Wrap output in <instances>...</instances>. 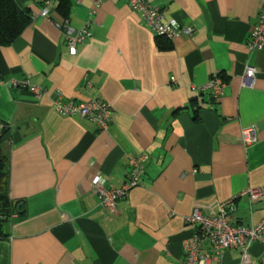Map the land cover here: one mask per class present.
Listing matches in <instances>:
<instances>
[{"label":"crops","instance_id":"crops-1","mask_svg":"<svg viewBox=\"0 0 264 264\" xmlns=\"http://www.w3.org/2000/svg\"><path fill=\"white\" fill-rule=\"evenodd\" d=\"M45 1L16 0L31 20L0 45L1 146L14 204L0 264H179L194 207L211 214L231 200L232 223L264 218V49L247 47L262 0H151L165 22L193 28L170 40L125 0H104L94 13V0H67L68 24L90 33L75 54L38 15ZM53 1L51 12L65 17ZM248 63L258 71L251 86L242 84ZM213 73L224 81L218 101L204 86ZM96 96L112 107L107 131L54 108ZM248 125L257 139L245 145ZM135 153L149 157L141 183L109 214L90 178L98 172L119 187ZM202 252L213 255L208 243ZM211 264H241L240 249ZM243 264H264V245L253 242Z\"/></svg>","mask_w":264,"mask_h":264},{"label":"built area","instance_id":"built-area-1","mask_svg":"<svg viewBox=\"0 0 264 264\" xmlns=\"http://www.w3.org/2000/svg\"><path fill=\"white\" fill-rule=\"evenodd\" d=\"M104 0H94L90 13ZM129 7L134 10L142 19V22L151 32L158 37L173 39L178 35L191 36V26L176 27L163 20V12L160 6L151 0H125ZM53 0H46L39 16L49 19L56 27L62 30L66 40V47L70 54L77 52V47L82 44L90 35L88 27L74 29L68 24L66 17H56L51 12ZM247 47L250 51L264 49V0L256 14V22L247 40ZM257 68L253 64H246L242 75V84L251 86L257 74ZM23 86L28 84L25 80ZM211 97L218 101L222 94L224 81L218 73H213L204 85ZM34 90V88H33ZM61 97V93H57ZM55 110L62 116H80L97 126L99 130L107 131L111 119V105L103 98L96 96L75 103L67 101L54 103ZM257 139L255 125H248L241 130L239 140L245 144H251ZM148 155L135 153L128 156L127 172L123 183L119 187L110 185L101 173H94L90 178V190L96 195L98 204L102 210L109 214H116L118 201L126 197L131 189L141 183L145 173ZM247 193L252 200L259 198V190L249 189ZM232 210L231 200L217 205L214 213L205 214L198 207H194L191 213L184 217V222L192 225V233L183 240V258L179 264H211V258L220 257V253L231 247L240 249V263L247 261L249 249L253 242L258 241L264 245V218L258 223L246 225L232 223L230 212ZM208 243L213 255L203 253L204 244Z\"/></svg>","mask_w":264,"mask_h":264},{"label":"trees","instance_id":"trees-1","mask_svg":"<svg viewBox=\"0 0 264 264\" xmlns=\"http://www.w3.org/2000/svg\"><path fill=\"white\" fill-rule=\"evenodd\" d=\"M58 10L66 17L67 0H57ZM31 15L18 5L16 0H0V45L12 42L29 24ZM5 125L0 127V238L5 236L4 225L14 210L8 195L7 168L8 158L2 150Z\"/></svg>","mask_w":264,"mask_h":264},{"label":"water","instance_id":"water-1","mask_svg":"<svg viewBox=\"0 0 264 264\" xmlns=\"http://www.w3.org/2000/svg\"><path fill=\"white\" fill-rule=\"evenodd\" d=\"M22 206V204H18L17 206H16V211L17 212H21L20 210H19V208Z\"/></svg>","mask_w":264,"mask_h":264}]
</instances>
